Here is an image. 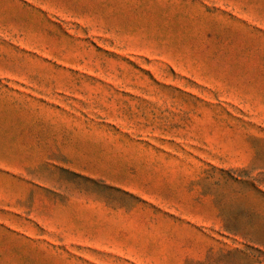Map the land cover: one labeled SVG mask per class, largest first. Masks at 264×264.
I'll return each mask as SVG.
<instances>
[{
  "label": "rangeland",
  "instance_id": "1",
  "mask_svg": "<svg viewBox=\"0 0 264 264\" xmlns=\"http://www.w3.org/2000/svg\"><path fill=\"white\" fill-rule=\"evenodd\" d=\"M0 264H264V0H0Z\"/></svg>",
  "mask_w": 264,
  "mask_h": 264
}]
</instances>
